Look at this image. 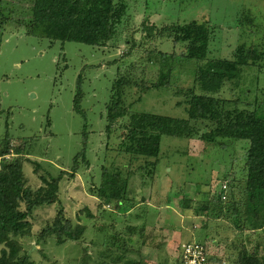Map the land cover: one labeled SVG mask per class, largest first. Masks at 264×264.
Listing matches in <instances>:
<instances>
[{"label":"rangeland","instance_id":"obj_1","mask_svg":"<svg viewBox=\"0 0 264 264\" xmlns=\"http://www.w3.org/2000/svg\"><path fill=\"white\" fill-rule=\"evenodd\" d=\"M0 6L13 11L17 20L30 17L31 0H2ZM115 6L119 23L106 47L50 42L7 30L0 33V136L8 134L27 143L25 152L40 172L53 178L60 170L69 172L83 141V120L72 108L76 79L81 75L89 167H81L86 178L72 182L63 177L61 196H65L66 185L74 183L81 189L88 183L81 190L80 201L98 211V203L84 191L100 186L103 169L108 174L118 172L127 181L126 211L115 202L107 209L104 204L100 207L101 226L107 230L104 245L125 251L124 257L133 252L127 258L140 264H174L181 246L191 241L205 245L212 261L219 264H240L242 253L264 257V221L251 226L252 220L245 216L242 157L246 144L228 140L203 143L199 136L215 123L191 121L196 137H164L156 164L154 159H135L123 152L128 120L117 121L108 136L104 119L118 78L132 82L121 96L132 112L187 119L192 94H202L196 82L198 68L216 60L234 61L241 67L240 59L246 56L251 61L257 57L263 64L264 0H116ZM191 21L205 24L210 32L208 53L201 62L182 58L188 42L173 43L175 27ZM144 24L155 26L162 36L148 40ZM247 65L240 68L237 83L227 82L214 96L221 101L219 108L242 109L262 103L264 113V71H257L256 63ZM30 168L31 164L24 168L26 180ZM209 188L218 195L226 192L220 205L227 216L213 219L220 208L206 209ZM233 203L238 204L236 214ZM44 209L51 211L49 206ZM41 210L37 219L45 224L54 212L47 216ZM38 221L37 225H43ZM129 227L134 231H127ZM129 233L132 238L126 242ZM90 244L80 253L64 245L48 246L46 252L51 254L39 255L34 253L32 241L24 252L28 250L38 264H77L87 249L90 259L86 264H94Z\"/></svg>","mask_w":264,"mask_h":264},{"label":"trees","instance_id":"obj_2","mask_svg":"<svg viewBox=\"0 0 264 264\" xmlns=\"http://www.w3.org/2000/svg\"><path fill=\"white\" fill-rule=\"evenodd\" d=\"M115 2L116 0H31L30 17L26 21L15 19L13 11L0 8V33L7 30L12 33L20 32L26 37L46 39L50 42H72L92 47H106L113 38L115 26L119 23ZM175 28L174 34L177 38L173 40V43L188 42L186 53L182 55V58L197 62L204 61L210 43V32L206 25L191 21ZM143 29L146 31L148 40L161 37L163 34L153 25L146 27L144 24ZM246 58L251 59L247 56L240 59L241 67L234 61L216 60L208 61L198 68L196 82L202 94H192L187 119L132 112L121 99L132 83L126 78V80L118 78L114 81L104 119L105 132L108 136L111 135V127L117 121L128 120L123 134L125 141L123 152L135 159H154L156 164H159L158 158L164 137L177 140H189L196 137L191 121L207 120L215 123L214 127L199 136L203 143L218 144L221 140H228L246 144L242 157L243 174H245V216L252 220L251 226L257 227L264 221V113L261 112L262 103L257 107L244 105L242 109L224 110L219 108L221 101L214 97L219 94L227 82L239 79L242 70L249 66L247 62L248 64L256 63V70L264 71V63L261 64V60L257 61V57L252 61ZM261 79L263 82L264 78ZM83 95V81L82 76L79 75L76 79L72 108L83 120V141L81 150L73 158L69 172L61 171L55 178L42 170L41 173L34 161L23 157L24 142L14 140L8 134L0 137V158L2 159L0 164V264H38L31 259L28 250L24 252L27 243L32 244V241L36 248L34 253L39 255L45 252L46 247H54V245L68 246L80 253L81 248L91 242L90 247L94 249V264H140L135 259L127 258L133 252L128 251L124 257L123 252L125 251L104 245L107 230L101 226L103 219L100 207L104 204L103 209L109 208V204L115 202L118 209L126 211L123 208L127 209L128 206V201H123L127 193V181L125 182L118 172L108 174L103 169L100 186L93 191H84L85 195L90 196L92 202L98 203L99 207L95 206L99 213L96 210L93 211L90 205L84 204L76 212L75 221H72L67 217L65 207L59 197V184L63 177L66 176L67 179L72 180L81 167H89V161L86 158L87 118L81 108ZM155 162L149 166H154ZM25 163L34 166L32 168V176L36 179L34 185L29 183V178L25 179ZM227 187L229 188L228 184ZM223 193L226 192L221 191L218 195L214 188H209L205 194L209 206L205 208L209 210L208 212L216 207L220 208L217 213L212 214L214 217L211 215L213 219L227 216V211H223L220 205L223 204ZM234 205L236 214L238 204ZM48 206L54 208V217L44 224L43 221H38L36 212ZM206 209H203V212ZM37 221L42 222L43 225H37ZM127 231L134 230L129 227ZM87 236L91 237L89 241L84 240ZM128 236L126 242L132 238L130 233ZM85 250L82 259L77 264H86V261L90 259L89 252ZM119 253L122 254L118 255ZM176 261L177 259L174 264ZM240 264H264V257L256 258L242 253Z\"/></svg>","mask_w":264,"mask_h":264},{"label":"crops","instance_id":"obj_3","mask_svg":"<svg viewBox=\"0 0 264 264\" xmlns=\"http://www.w3.org/2000/svg\"><path fill=\"white\" fill-rule=\"evenodd\" d=\"M1 137V136H0ZM22 142V141H21ZM26 144L27 143H25V149L23 150V152H24V158H26V159H29V160H31L32 161V159L29 157V154H27L25 151H26ZM25 166H26V168L28 169V166H29V164L28 163H25L24 164V168H25ZM33 166L31 165V168H32ZM30 168V169H31ZM32 170V169H31ZM57 170H58V168H57ZM61 171H63V170H60V171H58L59 173L61 172ZM84 174H83V170H82V168L79 170V172L75 175V177H74V179H72L71 181L72 182H75V180L76 181H78V179L80 180V179H82V177L83 178H86V177H84L83 176ZM29 176V183L31 184V185H34L35 183H36V179L34 178V176H32V171H30V174L28 175ZM68 180H70V179H68ZM85 180V179H84ZM84 186H82V188L83 187H87V186H89V184L87 183V184H83ZM61 186H62V182L59 184V187H60V199H61V201H62V203H63V206L65 207V212H66V215H67V217L68 218H70L72 221H75V215H76V212L80 209V207L82 206V204H85V203H82V201H80V197H81V189L80 188H78L74 183H72V184H70V185H66L65 187H64V195L65 196H63V198H62V191H63V189L61 190ZM83 190V189H82ZM85 195V194H84ZM86 196V195H85ZM88 196V195H87ZM88 197H90V196H88ZM50 208H51V211L50 210H48V209H44V208H42L43 210H44V212L43 213H46L47 214V216H48V212H54V209H53V207H51L50 206ZM41 210V209H40ZM38 212H37V214H39V212H41V211H39V210H37ZM51 217H49L48 218V220L50 219H52L53 217H54V213H53V215H50ZM47 248H50V247H46L45 248V252H46V249ZM46 253H48V251L46 252ZM50 254H51V252H49ZM48 253V254H49Z\"/></svg>","mask_w":264,"mask_h":264},{"label":"built area","instance_id":"obj_4","mask_svg":"<svg viewBox=\"0 0 264 264\" xmlns=\"http://www.w3.org/2000/svg\"><path fill=\"white\" fill-rule=\"evenodd\" d=\"M2 159L0 158V164ZM225 188V187H224ZM175 264H219L212 261L208 255L205 245L201 243L189 242L181 246Z\"/></svg>","mask_w":264,"mask_h":264}]
</instances>
